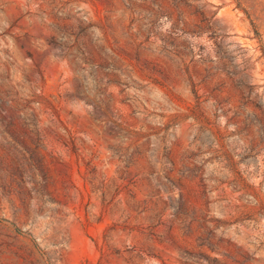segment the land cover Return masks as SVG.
<instances>
[{"label": "rangeland", "instance_id": "rangeland-1", "mask_svg": "<svg viewBox=\"0 0 264 264\" xmlns=\"http://www.w3.org/2000/svg\"><path fill=\"white\" fill-rule=\"evenodd\" d=\"M0 264H264V0H0Z\"/></svg>", "mask_w": 264, "mask_h": 264}]
</instances>
